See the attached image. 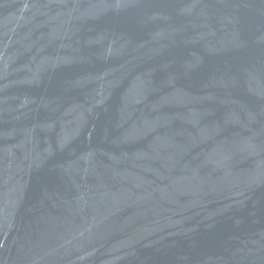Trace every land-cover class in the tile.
<instances>
[{
	"label": "water",
	"instance_id": "water-1",
	"mask_svg": "<svg viewBox=\"0 0 264 264\" xmlns=\"http://www.w3.org/2000/svg\"><path fill=\"white\" fill-rule=\"evenodd\" d=\"M0 264H264V0H0Z\"/></svg>",
	"mask_w": 264,
	"mask_h": 264
}]
</instances>
